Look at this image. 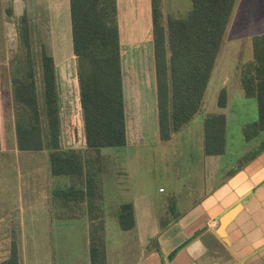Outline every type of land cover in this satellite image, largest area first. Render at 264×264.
<instances>
[{
  "label": "rangeland",
  "instance_id": "374dc122",
  "mask_svg": "<svg viewBox=\"0 0 264 264\" xmlns=\"http://www.w3.org/2000/svg\"><path fill=\"white\" fill-rule=\"evenodd\" d=\"M13 1L0 0V139L4 140V145L0 140V263L10 259L13 250L16 249L20 264H91L89 241L93 224L87 203L72 202L71 207L63 213L59 201L53 196L54 191L74 186L73 179L51 175L48 150L28 153H22L19 149L14 152L9 151L14 144L9 127L15 121L12 80L13 76L23 77L27 72L26 53L19 52L21 37L17 25L27 13L41 108L44 109L42 53L46 50L49 55L54 56L56 62L62 147L67 151L78 152L84 158L96 156L94 151L86 150L84 143L69 0H65L66 4H63L61 9L55 5L54 9L57 12L60 10L59 13L54 12L50 7L52 0H23L26 7L12 6ZM56 1L62 3V0ZM144 2L140 3L143 6L139 11L138 6H135L136 10L131 13L122 11L119 22L123 38L122 52L144 54L148 58L153 45V28L152 14L144 6ZM162 6L161 15L165 25L170 17H187L192 10V1L164 0ZM11 7L16 8L13 16L9 15ZM247 9L250 13L251 9L249 7ZM235 10L236 8L233 10L225 33L226 45L222 51V58L227 59L225 69L231 70L235 67L233 71H238L242 65L254 60V51L252 43L244 46L231 41L235 38L234 20L237 17ZM251 12L257 22L262 21V15L264 18V14H261L264 10L258 7H252ZM248 17L251 20V17ZM241 48L244 51L242 54ZM217 64L219 65V59L201 110L171 142L135 148L101 149L102 164L110 172L113 169L114 172L123 169L130 172L129 177L108 179L105 185L104 207L111 248L120 243V239L116 236L118 221L113 213L117 212L116 206L119 202L125 203L131 198L132 191L128 190V187L140 181L149 190L154 187L157 190L166 189L164 196L170 194L174 187L179 189L181 194L183 193L180 198L188 196L189 200L196 201L203 196L205 189H202L200 178L204 169L201 135L204 133V119L207 112L216 107L215 101L219 95L215 90L218 84ZM219 68L221 69L220 65ZM227 91L226 100L232 102V112L228 116L226 127L227 155L224 160L227 164L235 162L241 166L246 163L248 156L259 146L261 138L264 137L260 135L255 141H247L244 134L245 128L259 118V103L256 98H248L245 95L241 79L236 73L231 74ZM146 106L143 104V112ZM43 123L46 131L44 114ZM148 130L150 131V127ZM216 182L218 177L210 181L212 184ZM204 184L209 182L205 181ZM76 186L81 187V184L77 183ZM44 207L53 213L54 217L60 213L62 216L65 215V223L55 221L50 226L47 222L48 212ZM23 215L24 222H22ZM76 215L78 218L69 220ZM25 224L27 226L23 231Z\"/></svg>",
  "mask_w": 264,
  "mask_h": 264
},
{
  "label": "trees",
  "instance_id": "16d2710c",
  "mask_svg": "<svg viewBox=\"0 0 264 264\" xmlns=\"http://www.w3.org/2000/svg\"><path fill=\"white\" fill-rule=\"evenodd\" d=\"M191 1L192 10L187 17H170L164 25L159 0H153L154 63L162 141H169L201 110L236 2ZM69 2L84 143L86 150L94 151L96 156L84 158L80 153L62 147L57 69L53 56L46 50L42 53L44 109L41 108L26 14L18 21L17 30L21 37L19 52L26 53L27 72L23 77L13 76L12 80L17 145L20 151L48 150L53 175L70 177L81 184L79 189L72 187L60 195L65 197L67 207H71V200L87 203L93 224L91 264H106L100 151L127 145L117 0ZM9 15L13 16L12 9H9ZM253 51L254 60L243 67L241 74L245 95L256 98L259 103L258 120L244 130L247 141L264 133V35L253 38ZM218 104L225 107V91L220 94ZM204 130L206 155H222L226 145V116H208ZM263 152L264 139H261L246 163ZM118 216L124 230L133 228L131 204L122 205ZM0 264H20L17 250L14 249L10 259Z\"/></svg>",
  "mask_w": 264,
  "mask_h": 264
},
{
  "label": "crops",
  "instance_id": "0c3cea01",
  "mask_svg": "<svg viewBox=\"0 0 264 264\" xmlns=\"http://www.w3.org/2000/svg\"><path fill=\"white\" fill-rule=\"evenodd\" d=\"M143 1H145L143 3L144 6L152 14L153 28V0H117L118 21H120L119 18L122 11L131 13L136 10L137 6L139 11L143 6L140 3ZM13 2L12 6L22 5L26 7L23 0H14ZM163 2L164 0H159L162 10ZM63 4H66L65 0H62L61 4L60 1L52 0L50 7H52L54 12H57L54 9L55 5L58 9H61ZM248 7L251 10L252 7L264 10V0H236L234 5V8H236L235 14H237L234 20L235 38L231 40L235 44L246 46L248 43H252L253 45L254 37L264 35L263 15L261 17L262 21L257 22L253 19L251 10V14L249 13ZM10 9L13 12L16 11V8L11 7ZM248 16L251 17V20ZM120 38L122 50L123 38L121 33ZM225 45L226 41L224 42L223 40L222 50L220 49L217 58L221 69L217 64L218 84L215 86V90H217L219 95L217 100L215 99L216 107L207 112L205 119L210 115L223 114L226 116L227 127L228 116L232 112V102L230 103L227 99L225 107L221 108L218 104L219 97L223 91L228 96L227 84L231 74L235 75L236 73L241 79L242 69L245 65H242L238 71H233L235 67L231 70L225 69L227 59L222 58V51ZM150 50L151 55L148 58L144 54L136 55L122 52L127 126V145L124 147L135 148L137 146H148L149 144L161 145L165 142L169 143L178 133L173 134L169 141H162L160 138L153 45ZM240 53H244L242 48ZM208 89L207 92H209ZM11 92L13 94V84ZM143 104L147 105L144 112L142 111ZM149 127L150 131L148 130ZM9 132L12 133L11 136L15 144L9 151L14 152L18 150L15 121L9 127ZM262 136H264V133L261 134ZM257 138L251 141H255ZM261 139H264V137ZM0 140L1 144L4 145V140ZM201 145L204 158V169L200 177L202 189H205L203 196H200V199L198 198L196 201L189 200L188 196L180 198L183 193L181 194V191H178L179 189L177 190L175 187L170 194L164 196L166 189L160 188L157 190L154 187L149 190L140 181L134 186L128 187L127 189L132 191L131 198L125 203L119 202V205L116 206V211L119 213V208L122 204H131L133 207L134 226L130 230H124L121 227L118 214L116 215L117 212L113 213L118 221V235L116 236L120 239V243L118 242L113 248L110 246L107 235L108 228L104 207L106 203L105 185H107L108 179L129 177L130 172L124 169L120 172H114L113 169L110 172L106 166L101 165L99 174L103 196L106 264H264V152L256 159L245 163L242 169L239 170V164L235 162L227 164L224 160L227 155L226 149L222 155H206L204 149L205 130L203 135H201ZM100 154H102L101 151ZM51 175L53 177H66L55 176L52 170ZM215 177H218V182L215 184L210 183ZM205 181L209 182V184H204ZM73 185L72 187H77L75 181ZM70 188H62L53 192L54 199L59 201L63 213L70 207L66 206L65 197H61L60 194ZM79 188L77 187L76 189ZM191 189H193L192 185ZM246 197L249 198L247 204L226 229L229 240L227 245L217 234L218 219L223 213ZM72 202L76 201L71 200L70 204ZM45 210L48 212L47 222L50 226L55 221L65 223V215L62 216L60 213L57 217H54L53 213H50L47 208ZM75 218H78V215L72 216L69 220H74ZM23 220L25 221L24 215L22 222H24ZM25 226L27 225H24L23 231L26 229ZM202 231L203 233L199 237L190 241Z\"/></svg>",
  "mask_w": 264,
  "mask_h": 264
},
{
  "label": "water",
  "instance_id": "95a60500",
  "mask_svg": "<svg viewBox=\"0 0 264 264\" xmlns=\"http://www.w3.org/2000/svg\"><path fill=\"white\" fill-rule=\"evenodd\" d=\"M249 197V196H248ZM243 198L238 204H236L234 207L227 210L225 213H223L218 221H219V227L217 229V234L222 238V240L225 242V244H229V240L227 238V232L226 229L231 224L237 215L242 211L243 207L247 204L249 198ZM203 233H198L194 238H192L190 241L194 240L195 238L199 237ZM189 241V242H190ZM187 244V243H186ZM185 244V245H186Z\"/></svg>",
  "mask_w": 264,
  "mask_h": 264
}]
</instances>
